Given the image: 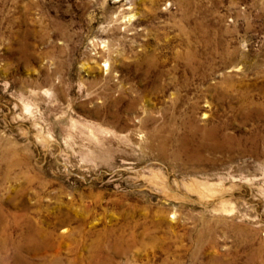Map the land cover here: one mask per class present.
I'll list each match as a JSON object with an SVG mask.
<instances>
[{
	"label": "rangeland",
	"instance_id": "obj_1",
	"mask_svg": "<svg viewBox=\"0 0 264 264\" xmlns=\"http://www.w3.org/2000/svg\"><path fill=\"white\" fill-rule=\"evenodd\" d=\"M3 226L30 264H264V0H0Z\"/></svg>",
	"mask_w": 264,
	"mask_h": 264
},
{
	"label": "bare ground",
	"instance_id": "obj_2",
	"mask_svg": "<svg viewBox=\"0 0 264 264\" xmlns=\"http://www.w3.org/2000/svg\"><path fill=\"white\" fill-rule=\"evenodd\" d=\"M133 17L132 16H128L127 17V22H129ZM107 66V65H106ZM106 68V67H105ZM200 184L201 186V196L207 195L208 193H211L210 187L212 186L211 184L208 183H203ZM215 185V184H214ZM196 188V187H195ZM213 188V187H212ZM199 189V188H198ZM194 191V190H193ZM199 192V191H198ZM218 192V191H217ZM199 194V193H198ZM210 194V195H211ZM207 197V196H206ZM226 202V201H225ZM224 205V203H221ZM226 206V205H225ZM222 209V208H221ZM224 209V208H223ZM226 211V209L224 210ZM223 211V212H224ZM9 223V222H8ZM13 229V228H12ZM35 229V228H34ZM1 235H3V238L0 240V249H5L8 245L12 246L13 249V256L10 257L11 263L12 264H30L27 263L25 260H21L20 257L18 256V253H20V251L23 249L21 246L14 244L13 241L11 240V238H9L6 234V227L3 226L2 230H1ZM30 232V228L28 230ZM36 231V230H35ZM34 231V232H35ZM28 232V233H29ZM61 232V231H60ZM40 232L37 230L36 233L33 234H29L28 238H25V243L23 244L24 248H28L30 250V252L32 251V253H37L41 250H44L45 248L51 247L52 245L49 242H46L45 240L41 243L37 242V240L34 238L36 237L35 235L39 234ZM62 233L65 234L67 233L66 229L62 230ZM43 237V236H42ZM50 237V236H49ZM9 239V240H8ZM23 239V238H22ZM39 239V238H38ZM40 240V239H39ZM38 240V241H39ZM55 243V242H54ZM117 243V242H116ZM119 244V242H118ZM92 245V244H91ZM121 245V244H120ZM55 246V245H54ZM116 247V246H115ZM105 247L100 245V242H98L97 244H95V246L93 247V249L91 250L90 256H88L89 258H87L88 260L86 264H109V259L106 255H104L105 258H101L102 255L101 253H103ZM106 250V249H105ZM107 251V250H106ZM2 261L4 262L5 259ZM80 261V260H79ZM53 263H49V264H59L61 263V261L59 262L58 259L57 260H53ZM1 263V262H0Z\"/></svg>",
	"mask_w": 264,
	"mask_h": 264
}]
</instances>
